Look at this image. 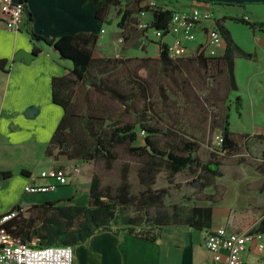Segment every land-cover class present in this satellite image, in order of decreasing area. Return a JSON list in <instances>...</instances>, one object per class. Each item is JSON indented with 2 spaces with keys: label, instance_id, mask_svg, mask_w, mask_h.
Returning a JSON list of instances; mask_svg holds the SVG:
<instances>
[{
  "label": "crops",
  "instance_id": "0c3cea01",
  "mask_svg": "<svg viewBox=\"0 0 264 264\" xmlns=\"http://www.w3.org/2000/svg\"><path fill=\"white\" fill-rule=\"evenodd\" d=\"M25 3L31 13L32 29L36 33L46 38H57L63 34L94 33L98 36L93 48L94 58L120 55L116 52V18L109 14L112 13V7L108 9L105 18L114 22L115 28L107 31L103 27L104 21L96 17L97 3L94 0H27ZM210 4H203V7L211 12ZM196 5L190 1L189 9ZM246 5L222 4V7H236L235 17L264 24V6ZM213 17L216 25L221 24L228 29L224 15ZM150 18L149 15V20ZM28 28L26 20L19 30H8L4 25V16L0 14V58L7 62V71L0 70V171L11 172L9 177L0 176V214L16 204L39 203L61 197L73 196L74 203L78 205H84L88 201L90 179L87 177L91 175L87 174L86 181H83L77 177V171L68 178L66 184L59 185L52 192L23 191L28 182L46 181L39 177L41 170L55 167L59 161L67 160H64L63 155L47 156L45 149L64 113L62 106L52 99V80L54 77L68 75L72 68L71 61L61 58L50 45L32 40ZM251 29L259 39L258 46L253 50L241 47L232 35L231 37L237 46L251 54L250 57H244L247 61H258L264 59V25L253 26ZM32 51L36 56L27 62L23 57H17L21 52ZM262 72L261 68L248 71L249 90L264 92ZM234 75L236 80L235 69ZM236 84L237 89L234 91L239 87L237 80ZM260 134L264 135V131ZM231 179L236 184L239 183L233 175ZM245 192L248 193L243 190L242 194L238 193L231 200L222 196L219 201H215L212 196L206 204H198L210 207L212 211L210 219L200 228L189 225L185 220H152L153 235L146 236L139 232L142 228L140 225H126L120 221L116 228L97 231L84 242L73 245L72 264H221L214 261L207 251L204 245L205 235L222 225L232 230L245 229L258 220L260 222L264 216V186L261 184L252 191V196ZM233 201L244 203L239 208L243 212L237 216L230 214ZM216 209H227L228 213L217 219L214 216ZM237 219L238 222L235 221ZM128 226L135 230H129ZM242 259L244 264H262L264 253L255 243L248 242Z\"/></svg>",
  "mask_w": 264,
  "mask_h": 264
},
{
  "label": "rangeland",
  "instance_id": "374dc122",
  "mask_svg": "<svg viewBox=\"0 0 264 264\" xmlns=\"http://www.w3.org/2000/svg\"><path fill=\"white\" fill-rule=\"evenodd\" d=\"M190 1L175 0L174 4L177 9H189ZM244 4H247V7L264 6L263 2ZM210 5L213 16L224 15L225 25L241 47L253 50L258 46L259 39L253 34L251 27L233 19L237 14L236 7H222V4L212 3ZM111 7L109 8L112 13L109 14L116 18L117 23L118 8L138 6L130 4L128 0H121L119 4ZM144 10L146 9L142 10L144 13L141 11L140 15H136L137 17L134 15L136 21L129 26L130 31L126 29L128 26L121 31L116 25V52L120 53L119 56L128 58L127 63L116 69V78L121 79L120 89L126 92L130 99L125 108L127 111L111 103L108 109L113 113L116 111V119H119V122L136 124L141 121V124L146 123L157 128L158 131L152 134L151 138L162 150L177 144L179 139L195 140L198 144L194 151L198 163L194 166L170 175L165 163H162L152 187L167 190L163 206L148 209H137L135 206L120 208L125 214L139 218V225L146 229L153 225L151 212L166 209L171 211L173 206L181 217H186L192 206L206 204L212 196L215 201H219L222 196L231 200L238 193L242 194L243 190H247L246 195L252 196V191L261 184L264 186V135L260 134L264 131V92L249 90L247 78L250 69L261 68L264 75V59L247 61L240 55L235 56L234 69L239 86L237 91L229 87L224 63L215 60L204 64L198 58V51L184 56L173 65L162 66L156 59L157 38L153 31L148 27H138L139 23H147L149 20L148 12ZM103 27L112 31L115 24L112 21L104 22ZM132 29L139 35L135 36L131 32ZM202 40L203 36L197 34L193 45L198 46ZM164 41L169 43L170 37L166 36ZM135 72L137 76L133 75ZM135 77L138 78L133 81ZM237 95L242 98L239 112L235 107ZM147 97L149 102L146 101ZM225 113L229 115L228 128L233 142L232 148H221L216 152L212 150L211 144L214 134L222 131ZM108 114V110L103 112L104 116ZM141 130V125L137 124L134 146L145 144ZM115 152L116 159L110 168L105 166L102 158L83 162L78 159L66 160L64 157L66 161H59L54 166L60 168L68 178L77 171V177L83 181H86L87 174L91 175L87 177L90 180L92 175L96 174L101 185H109L113 190L120 183L122 175H125L130 193L138 194L144 189L139 181L138 168L143 164L145 155L131 153L124 145L116 146ZM205 165L216 166L220 175L204 170ZM231 174L239 183L232 181ZM195 181L200 183L198 188L192 185ZM243 204L233 201L230 214H241L243 209L239 208ZM227 213V209H216L214 216L218 219ZM238 219L235 221L238 222Z\"/></svg>",
  "mask_w": 264,
  "mask_h": 264
},
{
  "label": "trees",
  "instance_id": "16d2710c",
  "mask_svg": "<svg viewBox=\"0 0 264 264\" xmlns=\"http://www.w3.org/2000/svg\"><path fill=\"white\" fill-rule=\"evenodd\" d=\"M25 3L27 0H20ZM97 3L96 17L104 22L106 14L111 6H116L121 0H94ZM135 4L136 8H118L119 20L116 25L122 31L124 28L130 31L129 26L136 21L135 16L143 9L150 15L147 22L148 29H162L166 31L172 11L176 8L175 0H157L159 6L153 9L141 6L143 0H128ZM197 5L207 4V1L191 0ZM212 4L235 5L224 2H211ZM143 12V11H142ZM135 15V16H134ZM137 17V16H136ZM31 18V17H30ZM235 21L243 24L262 27L264 24L250 22L245 18L234 17ZM224 40V49L219 56H207L198 54L199 60L208 64V61L221 60L225 65L226 78L231 90L237 89L234 75V60L236 55L250 57L251 54L243 51L233 41L229 30L221 24H217ZM30 37L34 41H43L50 45L63 59L72 63L70 73L52 80V99L62 106L64 113L60 119L46 149L45 154L51 157L63 155L69 160H81L83 162L102 158L105 166L110 168L116 159L115 147L127 146V150L136 155H145L143 164L138 168V177L144 189L133 195L129 191V183L125 175H122L120 183L115 190L109 185H101L100 178L93 174L89 183L88 202L84 205L74 203V197H61L52 200H44L39 203L16 204L13 209H21L16 216L5 223L8 233L19 241L34 246L47 245H76L87 240L93 233L101 230L116 228L118 222L134 226L139 225V218L125 214L121 207L135 206L137 209L161 207L167 197L165 188H153L156 175L162 167V163L168 168L170 175L182 171L198 163L194 156L197 148L195 140L179 139V142L162 150L154 144L152 134L158 131L150 124L119 122L116 119V111H109V103L120 107L124 111L128 106L127 93L120 89L121 79L116 78V69L127 63L128 58L117 55L109 58H94L93 48L97 41V34L78 33L63 34L57 38H46L28 28ZM134 35L138 34L132 29ZM127 33V31H126ZM156 59L162 66L173 65L174 62L184 58L171 57L168 46L161 38L155 41ZM37 51V49H34ZM6 60L0 58V70L7 71ZM137 76V73H133ZM135 77L133 81H136ZM87 86V88H86ZM85 89H83V88ZM149 102V97L146 98ZM235 107L239 112L242 107V98L235 97ZM107 116L103 112H107ZM140 124L144 132V145L134 146L137 134L135 127ZM229 115L225 113L222 120V131L225 141L222 149L232 148L230 138ZM149 133L148 135L146 134ZM216 134V133H215ZM204 170L211 174L220 175L216 166H203ZM10 171H0L1 177H9ZM70 176V174H68ZM211 208L206 206H192L186 217H181L172 206L171 211L160 210L151 212V221L168 222L186 221L189 225L200 228L211 217ZM207 223V222H206ZM208 225V224H207ZM141 226V225H140ZM142 227V226H141ZM261 231H264V216L259 222ZM129 230L135 228L128 226ZM154 227L140 228L139 232L146 236L153 235ZM116 231V229H115Z\"/></svg>",
  "mask_w": 264,
  "mask_h": 264
},
{
  "label": "built area",
  "instance_id": "2783aa9c",
  "mask_svg": "<svg viewBox=\"0 0 264 264\" xmlns=\"http://www.w3.org/2000/svg\"><path fill=\"white\" fill-rule=\"evenodd\" d=\"M142 7L153 9L159 6L157 0H143ZM144 13V12H142ZM0 14L4 16V25L8 30H19L26 23L24 3L20 0H0ZM246 19V18H245ZM205 22L202 24V22ZM138 27H148L142 22ZM157 39L170 37L168 46L171 57H183L198 51L207 56H217L224 48V40L215 23L214 17L203 4L190 9L172 11L166 31L151 29ZM203 35L198 46L191 48L197 34ZM144 135V132L141 131ZM225 139L221 132L214 134L211 148L219 151ZM39 177L46 180L41 183L28 182L24 185L26 193H46L56 190L59 185L68 182V176L58 167H48L39 172ZM21 209H10L0 214V264H72L73 248L71 245L34 246L13 238L7 231L5 223L16 216ZM259 222V220H258ZM258 222L241 230L216 226L204 237V245L213 260L221 264H244L242 253L248 242L255 243L264 253V231ZM258 225V227H256ZM264 264V259H262Z\"/></svg>",
  "mask_w": 264,
  "mask_h": 264
},
{
  "label": "water",
  "instance_id": "95a60500",
  "mask_svg": "<svg viewBox=\"0 0 264 264\" xmlns=\"http://www.w3.org/2000/svg\"><path fill=\"white\" fill-rule=\"evenodd\" d=\"M200 1H207L209 3L211 2H224V3H231V4H244V3H258V2H264V0H200ZM24 13H25V17L28 23V27L32 28V17H31V13L29 12L26 3H24ZM31 17V18H30ZM23 57L24 61H29L31 58L36 56V53L34 51L30 52V53H19L17 55V57ZM193 186L195 187H199L200 183L195 181L192 183Z\"/></svg>",
  "mask_w": 264,
  "mask_h": 264
}]
</instances>
